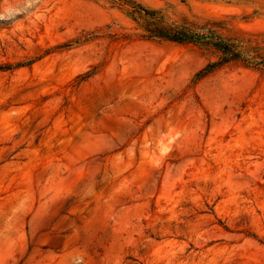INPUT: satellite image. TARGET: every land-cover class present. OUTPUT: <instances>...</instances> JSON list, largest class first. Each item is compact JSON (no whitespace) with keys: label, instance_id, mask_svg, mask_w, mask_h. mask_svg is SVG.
<instances>
[{"label":"rangeland","instance_id":"rangeland-1","mask_svg":"<svg viewBox=\"0 0 264 264\" xmlns=\"http://www.w3.org/2000/svg\"><path fill=\"white\" fill-rule=\"evenodd\" d=\"M133 5L264 56V0H0V264H264V72Z\"/></svg>","mask_w":264,"mask_h":264},{"label":"trees","instance_id":"trees-1","mask_svg":"<svg viewBox=\"0 0 264 264\" xmlns=\"http://www.w3.org/2000/svg\"><path fill=\"white\" fill-rule=\"evenodd\" d=\"M129 14L135 21H143L147 40L170 42L180 45H193L205 54H211L214 60L199 71L193 81L198 82L219 69L238 64L246 69L264 72V56L254 47L242 40L228 38L216 31L213 26H195L187 22L171 23L161 16L159 11L147 10L133 5Z\"/></svg>","mask_w":264,"mask_h":264}]
</instances>
